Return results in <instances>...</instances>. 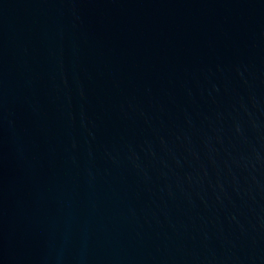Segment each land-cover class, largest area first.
I'll return each instance as SVG.
<instances>
[{
    "label": "water",
    "instance_id": "obj_1",
    "mask_svg": "<svg viewBox=\"0 0 264 264\" xmlns=\"http://www.w3.org/2000/svg\"><path fill=\"white\" fill-rule=\"evenodd\" d=\"M0 264H264V0H0Z\"/></svg>",
    "mask_w": 264,
    "mask_h": 264
}]
</instances>
